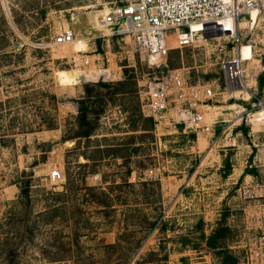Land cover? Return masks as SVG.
Wrapping results in <instances>:
<instances>
[{
  "label": "rangeland",
  "instance_id": "obj_1",
  "mask_svg": "<svg viewBox=\"0 0 264 264\" xmlns=\"http://www.w3.org/2000/svg\"><path fill=\"white\" fill-rule=\"evenodd\" d=\"M126 1L0 0V264H223L227 254L246 264L256 244L264 219L257 123L233 125L227 138L229 128L214 125L211 147L210 134L172 124L179 117L170 101L162 124L141 129L151 116L138 91L174 70L187 84L213 87L216 95L199 105L207 121L232 114L225 107L239 101L221 93L232 38L215 22L210 37L197 32L180 44L178 28L163 59L149 61L130 36L97 24ZM65 29L76 40L55 43ZM255 39L241 52L249 84L262 93ZM80 106L94 126L88 137H74L87 127L76 124ZM54 168L62 182L49 177Z\"/></svg>",
  "mask_w": 264,
  "mask_h": 264
},
{
  "label": "built area",
  "instance_id": "obj_2",
  "mask_svg": "<svg viewBox=\"0 0 264 264\" xmlns=\"http://www.w3.org/2000/svg\"><path fill=\"white\" fill-rule=\"evenodd\" d=\"M215 22L221 23L220 35L230 36L234 43L233 55L221 62V93L229 94L226 99L233 97L239 101L229 103L232 119H239L249 126L257 123L259 131L264 134V91L260 93L256 86L249 84L241 52L243 41L248 44L256 36L264 35V0H127L99 17V24L110 30V36H130L134 50L145 55L149 61L163 59L168 48L167 38L172 30L185 28L178 33V40L183 44L193 41L197 32L203 37H210L206 36L205 30ZM194 24L197 29L192 30ZM75 40V34L65 29L57 34L55 43H73ZM258 43L263 48L255 52L253 47L252 51L259 56L264 55V42ZM83 63L88 64L89 59H84ZM103 70L110 73L109 68ZM263 70L264 66L261 65L253 68L255 82ZM101 71L98 70L99 73ZM144 89L138 92L143 94L140 97L155 124L165 121L164 114L170 101H173L179 119L172 124L183 121L190 131L213 132L216 121H207L199 108L200 103L216 95L209 84H187L179 72L174 70L148 81ZM171 93L174 94L173 99H170ZM233 93L237 95L233 96ZM226 127H221V132ZM216 138L215 135L212 137L211 145ZM149 173L154 177L158 175L153 170H149ZM49 177L55 182L63 180L57 168L49 172ZM243 193L248 195L250 189H244ZM245 263L264 264V232L258 235L256 244L246 255Z\"/></svg>",
  "mask_w": 264,
  "mask_h": 264
},
{
  "label": "trees",
  "instance_id": "obj_3",
  "mask_svg": "<svg viewBox=\"0 0 264 264\" xmlns=\"http://www.w3.org/2000/svg\"><path fill=\"white\" fill-rule=\"evenodd\" d=\"M101 84H103V83L100 81L96 83V85H101ZM84 89L89 90V88L87 86H84ZM78 110H79L78 111L79 113L76 116V124H77L78 128H82L83 126L84 127L87 126V127L84 130H82L81 132H79L74 137H79V136L88 137L92 134V130H94V128H93L94 126H91V125L88 126V123H89L88 122V116H87V113L85 112L83 106H80ZM146 120L149 122L150 128H143L142 127L141 129L149 132V131L153 130L155 122H154V119L152 117H147ZM242 129L245 130V128H242ZM85 158L89 159L86 156H85ZM128 172H130V170H128ZM28 188H29V183L25 184L24 186L20 185V190L22 193H26ZM213 237H214V235H212V234L208 237V244L210 247H213V245L215 244L213 242ZM223 257H224L223 258V264H230V263L232 264V263L237 262L236 257L232 256V254H227V255H224Z\"/></svg>",
  "mask_w": 264,
  "mask_h": 264
},
{
  "label": "crops",
  "instance_id": "obj_4",
  "mask_svg": "<svg viewBox=\"0 0 264 264\" xmlns=\"http://www.w3.org/2000/svg\"><path fill=\"white\" fill-rule=\"evenodd\" d=\"M226 99V98H225ZM209 99H207V100H205V101H208ZM227 100V99H226ZM201 104H203V103H201ZM204 105H207V104H204ZM207 106H210V105H207ZM216 106V105H215ZM223 107V106H222ZM226 109H230L231 107H229V104L225 107ZM222 109V108H221ZM218 112H220V113H222L221 111H218ZM177 116H178V114H177ZM205 116V115H204ZM215 118H214V120H211V121H216V123H215V125L217 124V125H220V126H227L226 128H229V132L230 133H226V138L228 137V134H231V131H232V126L233 125H236L235 127V130L237 131V130H240V129H242V128H245L244 126H243V124H242V122L239 120V119H232V114H231V112H230V115H229V113H225V114H223L222 113V115L221 114H217L216 116H214ZM177 121V120H176ZM210 121V122H211ZM231 122V124L229 125V123ZM177 123H179V122H177ZM221 123H223V124H221ZM160 124H162V123H156L155 124V126L157 127L158 125H160ZM171 124V123H170ZM174 125H176V124H174ZM227 130V129H226ZM235 131V132H236ZM204 133H206V134H210V140H209V144L211 145V142H212V137L214 136V130H213V132H204ZM236 134V133H235ZM225 138V139H226ZM223 145V144H222ZM211 147H213V145H211ZM208 165H210V164H208ZM213 165V164H212ZM209 167H211V166H209ZM227 176H228V178H229V173L227 174V175H222V177H224V178H227ZM199 179H200V177H199ZM239 181V176H238V178H236L235 180H233V181H231V183H237ZM197 183H198V181H196ZM199 184V183H198ZM12 187H16V186H14V185H11ZM15 191V190H14ZM209 192V191H208ZM220 210L221 209H216V214H212L213 215V217H214V219L216 220V221H218L220 218H219V215H220ZM216 215V216H215ZM232 216V215H231ZM206 221V220H205ZM262 227H263V229H262V231L260 232V233H262V232H264V219L262 220ZM214 225H216V222L215 223H213V226ZM213 226H210V232H213L214 231V229L215 228H213Z\"/></svg>",
  "mask_w": 264,
  "mask_h": 264
},
{
  "label": "bare ground",
  "instance_id": "obj_5",
  "mask_svg": "<svg viewBox=\"0 0 264 264\" xmlns=\"http://www.w3.org/2000/svg\"><path fill=\"white\" fill-rule=\"evenodd\" d=\"M255 15V13L253 12L252 13V16H254ZM97 24H99V17L97 18ZM195 25V24H194ZM194 25H192V27L194 26ZM255 38H259L260 39V42H263L264 41V35L263 36H256ZM255 38H253V41H255L256 39ZM252 41V42H253Z\"/></svg>",
  "mask_w": 264,
  "mask_h": 264
},
{
  "label": "water",
  "instance_id": "obj_6",
  "mask_svg": "<svg viewBox=\"0 0 264 264\" xmlns=\"http://www.w3.org/2000/svg\"><path fill=\"white\" fill-rule=\"evenodd\" d=\"M264 82V70L262 71L261 75H260V84L262 85Z\"/></svg>",
  "mask_w": 264,
  "mask_h": 264
}]
</instances>
